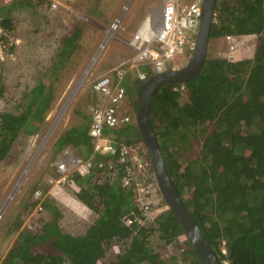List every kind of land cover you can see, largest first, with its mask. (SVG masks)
<instances>
[{
	"label": "trees",
	"instance_id": "trees-1",
	"mask_svg": "<svg viewBox=\"0 0 264 264\" xmlns=\"http://www.w3.org/2000/svg\"><path fill=\"white\" fill-rule=\"evenodd\" d=\"M15 2L23 12L33 6L30 0ZM14 21L9 8H0L1 27L13 36ZM227 34L238 42L245 38V46L229 52L230 57L208 55L186 83H165L151 97L149 116L172 182L219 259L264 264V0H217L210 40ZM70 40L67 49L75 38ZM16 45L14 40L10 54ZM146 68L142 66L153 76ZM143 82L135 85L136 91ZM50 90L39 83L23 94L18 111L0 113V161L10 156L19 137L38 133L40 124L34 123H42L50 108ZM3 94L0 81V98ZM131 123L104 133L119 143L140 142V131ZM89 128L88 123L67 130L58 138L56 151L87 145L89 157ZM92 163L88 176L72 171L64 182L98 213L85 232L64 231L55 209L53 218L37 230L29 226L21 231L2 264H204L173 210L161 209L166 203L159 190L157 203L150 201L152 192L148 202L138 203L135 189L122 183L124 165L117 156L98 153ZM45 182L32 187L33 200L25 204L13 229L35 210L40 201L34 192L45 191ZM47 243L51 249L43 251ZM116 244H121L118 250L110 252Z\"/></svg>",
	"mask_w": 264,
	"mask_h": 264
},
{
	"label": "rangeland",
	"instance_id": "rangeland-1",
	"mask_svg": "<svg viewBox=\"0 0 264 264\" xmlns=\"http://www.w3.org/2000/svg\"><path fill=\"white\" fill-rule=\"evenodd\" d=\"M30 1L33 6L23 12L19 2L0 0V8H9L10 16L15 19L16 31L12 36L17 43L15 57L0 62V81L4 85L0 113L18 111L23 94L39 83L51 89L53 99L43 122L34 123L40 124L38 133L19 137L10 156L0 161V264L17 245L21 231L29 226L37 230V225L53 218L55 209L59 210L61 228L72 234L84 233L97 218L98 213L82 203L72 188L64 183L56 186L51 181L59 177L62 162L87 157L90 147L66 145L56 151L57 140L70 128L91 123L92 107L100 100L94 90L96 78L118 64L123 58L121 53L127 58L135 55L129 43L140 31L148 8L160 3V0H42L40 4L39 0ZM193 1L181 0L183 5ZM114 22L118 23L116 30L112 28ZM106 33L108 40L103 38ZM74 38L67 49L65 43ZM239 40L237 47L243 48L245 38ZM65 50L68 53H63ZM186 51L187 47L176 58L183 65L191 58ZM208 55L229 56L224 36L209 41ZM241 56L247 59L243 50ZM142 66L128 70L123 80L128 94L118 105L120 112L132 115L131 125H137L134 108H137L138 91L134 87L140 82L138 70L147 71ZM107 128L110 127L106 126L104 132ZM36 182L46 184L45 191L40 189L43 195L40 190L34 192L40 202L25 217L23 225L13 229L14 221L22 217L25 204L33 200L31 191ZM153 185L150 201L157 203L158 186L156 182ZM42 205L45 208L41 209ZM164 206L161 209H167ZM151 241L157 245V236ZM120 245H113L110 252L118 250ZM50 249L48 243L43 246V251Z\"/></svg>",
	"mask_w": 264,
	"mask_h": 264
},
{
	"label": "built area",
	"instance_id": "built-area-1",
	"mask_svg": "<svg viewBox=\"0 0 264 264\" xmlns=\"http://www.w3.org/2000/svg\"><path fill=\"white\" fill-rule=\"evenodd\" d=\"M202 3L203 0H194L189 5H183L180 0H162L160 10L151 13L145 19L143 26L133 39L136 54L130 59H124L109 73L106 72L96 79L94 90L100 100L92 107L89 128V136L93 143L92 154L87 159L70 158L67 162L60 164L59 177L51 180L56 183V186L66 182L72 171L80 172L84 177L88 176L93 168V156L105 153L117 156V161L124 165L122 183L126 187L132 186L135 189L136 202L145 201L153 190L155 176L144 144L142 142L119 143L111 136L104 135V128L106 126L118 128L132 121L129 113L120 112L118 108L127 93L123 86V80L128 71L126 66L135 68L138 64L148 65L157 74L170 69H179L181 62L176 58L184 54L185 47L189 50V54L193 52L202 17ZM117 25L118 23L115 22L114 26L117 27ZM5 36H8V39H4ZM225 40L233 52L238 46L237 38L227 34ZM13 41L12 35L7 34L0 24V61L15 57L13 52L9 53V47ZM138 71L140 79L148 78V72ZM69 166H73L74 169L71 170ZM110 168L114 169L115 164L112 163ZM113 174H116V170ZM145 181L150 184H145Z\"/></svg>",
	"mask_w": 264,
	"mask_h": 264
},
{
	"label": "water",
	"instance_id": "water-1",
	"mask_svg": "<svg viewBox=\"0 0 264 264\" xmlns=\"http://www.w3.org/2000/svg\"><path fill=\"white\" fill-rule=\"evenodd\" d=\"M217 0H203L202 17L199 25L196 45L187 64L175 70L156 74L143 82L137 92L136 121L140 131V139L144 142L151 160L154 176L160 195L167 208L172 209L181 223L193 249L204 264H226L216 255L204 233L200 229L193 214L174 186L168 173L163 154L159 147L156 132L150 120L152 95L165 83H186L202 69L208 55L210 30L214 21Z\"/></svg>",
	"mask_w": 264,
	"mask_h": 264
},
{
	"label": "clouds",
	"instance_id": "clouds-1",
	"mask_svg": "<svg viewBox=\"0 0 264 264\" xmlns=\"http://www.w3.org/2000/svg\"><path fill=\"white\" fill-rule=\"evenodd\" d=\"M1 1H2V0H1ZM9 2L13 3V2H15V0H11V1H9ZM3 3H4V2H3ZM6 3H8V2H6ZM144 22H145V19H144L143 23L141 24L140 29H141V27L143 26ZM114 23H115V22H114ZM114 23L112 24V28L116 30V29L118 28V25H117V27H115V26H114ZM110 28H111V27H110ZM138 30H139V28H138ZM138 30H137V32H138ZM135 36H136V35H135ZM12 37H13V36H12ZM225 37H226V35L224 36V38H225ZM103 38H105L106 40H108V33H106V35H104ZM13 39H14V38H13ZM14 40H15V39H14ZM129 44H131L130 46L134 49L133 40H132ZM228 47H229V45H228ZM102 48H103V47H101L100 49H102ZM134 52H135V54H136L135 49H134ZM229 52H232V51L230 50V48H229ZM133 56H134V55H133ZM133 56H132V57H133ZM230 56H231V55H230V53H229V56H227V57H230ZM132 57H130V58H132ZM130 58H127V57L124 56V57L122 58V60H121L119 63H121L124 59H130ZM4 61H5V60H4ZM0 62H3V61H0ZM119 63H118V64H119ZM118 64H116V65H118ZM116 65H115V66H116ZM138 65H139V64H138ZM138 65H137V67H138ZM143 66H147V67H149V68H150V71H152L150 66H148V65H143ZM183 66H184V65L181 63V67H183ZM113 67H114V66H113ZM113 67H112V68H113ZM181 67H180V68H181ZM112 68H111V69H112ZM126 68L129 70L130 67L128 68V66H126ZM111 69H109L107 72L109 73ZM130 69H131V68H130ZM136 69H137V68H136ZM170 70H171V69H170ZM166 71H168V70H166ZM127 72H128V71H127ZM146 72H148V71H146ZM164 72H165V71H164ZM105 73H106V72H105ZM105 73H103V74H105ZM152 73H153L154 75H156V73H154L153 71H152ZM161 73H162V72H161ZM103 74H101V75H103ZM111 74H112V73H111ZM157 74H159V73H157ZM101 75H99V76H101ZM126 75H127V73H126ZM126 75H125V77H126ZM154 75H153V76H154ZM99 76H98V77H99ZM98 77H97V78H98ZM150 77H152V76H150ZM150 77L148 76V78H150ZM97 78H96V79H97ZM148 78H147V79H148ZM124 79H125V78H124ZM138 79H139V80H142V79H140L139 77H138ZM147 79H146V80H147ZM95 81H96V80H95ZM143 81H145V80H143ZM131 116H132V115H131ZM90 124H91V123H90ZM140 142H142V141L140 140ZM142 143L144 144V142H142ZM148 157H149V156H148ZM83 159H84V158H83ZM68 160H69V159H68ZM68 160H67V161H68ZM149 160H150V157H149ZM67 161H64V162H62V163H65V162H67ZM150 162H151V160H150ZM62 163H61V164H62ZM151 165H152V164H151ZM71 167H73V166H69V168H71ZM152 169H153V168H152ZM153 182H156V179H155V181H153ZM156 184H157V183H156ZM157 190H158V189H157ZM165 206L167 207L166 204H165ZM165 206H164V208H165ZM167 209H168V208H167ZM148 216H149V215H148Z\"/></svg>",
	"mask_w": 264,
	"mask_h": 264
},
{
	"label": "crops",
	"instance_id": "crops-1",
	"mask_svg": "<svg viewBox=\"0 0 264 264\" xmlns=\"http://www.w3.org/2000/svg\"><path fill=\"white\" fill-rule=\"evenodd\" d=\"M180 2H181V0H180ZM161 3H162V0H160V3H159L158 6L148 8V11H149V12H148V14L146 15L145 19H146L151 13L160 10ZM181 3H182V2H181ZM186 52L188 53L189 50H187ZM192 53H193V52H192ZM192 53L190 54L191 56H192ZM121 54H122L123 57L125 56V54H123V53H121ZM125 57H126V56H125Z\"/></svg>",
	"mask_w": 264,
	"mask_h": 264
}]
</instances>
